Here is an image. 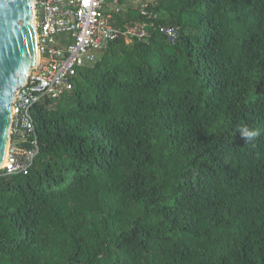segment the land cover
<instances>
[{
    "label": "trees",
    "instance_id": "trees-1",
    "mask_svg": "<svg viewBox=\"0 0 264 264\" xmlns=\"http://www.w3.org/2000/svg\"><path fill=\"white\" fill-rule=\"evenodd\" d=\"M148 8L147 37L34 105L32 165L0 171V264H264V0Z\"/></svg>",
    "mask_w": 264,
    "mask_h": 264
},
{
    "label": "built area",
    "instance_id": "built-area-1",
    "mask_svg": "<svg viewBox=\"0 0 264 264\" xmlns=\"http://www.w3.org/2000/svg\"><path fill=\"white\" fill-rule=\"evenodd\" d=\"M145 20L126 24L119 31L112 25L114 14L122 11L121 0H34V23L37 31L38 62L26 83L15 95L12 110L10 141L2 174L26 173L38 152L34 105L58 98L71 87L78 67L91 63L95 51L107 46L121 33L125 42L149 35L155 15L148 8L149 0H129ZM133 4V5H132ZM167 41L174 42L178 26H153Z\"/></svg>",
    "mask_w": 264,
    "mask_h": 264
},
{
    "label": "water",
    "instance_id": "water-1",
    "mask_svg": "<svg viewBox=\"0 0 264 264\" xmlns=\"http://www.w3.org/2000/svg\"><path fill=\"white\" fill-rule=\"evenodd\" d=\"M34 17V0H12L7 10L0 11V89L7 88L11 78L10 90L3 97L6 107L0 108V168L11 137L16 92L26 83L38 62Z\"/></svg>",
    "mask_w": 264,
    "mask_h": 264
},
{
    "label": "clouds",
    "instance_id": "clouds-1",
    "mask_svg": "<svg viewBox=\"0 0 264 264\" xmlns=\"http://www.w3.org/2000/svg\"><path fill=\"white\" fill-rule=\"evenodd\" d=\"M12 2V0H0V11L2 10H7L8 9V5ZM4 24L7 25V21H4ZM8 87L7 88H2L0 89V108H4L6 107V103L5 100L3 99L4 97V93L6 91L10 90L11 87V78L9 79V81L7 82ZM240 134L243 138H245L246 140H252L254 139L259 133L255 130H249L247 127H241L239 129Z\"/></svg>",
    "mask_w": 264,
    "mask_h": 264
},
{
    "label": "rangeland",
    "instance_id": "rangeland-1",
    "mask_svg": "<svg viewBox=\"0 0 264 264\" xmlns=\"http://www.w3.org/2000/svg\"><path fill=\"white\" fill-rule=\"evenodd\" d=\"M107 1L109 3L111 0H107ZM120 6H121V9H122V12H123L127 8V6H131V3L129 2V0H121V5ZM109 7H112L111 3H109ZM96 52L94 53V55L96 54ZM200 255H201V252H198L197 256H200Z\"/></svg>",
    "mask_w": 264,
    "mask_h": 264
}]
</instances>
